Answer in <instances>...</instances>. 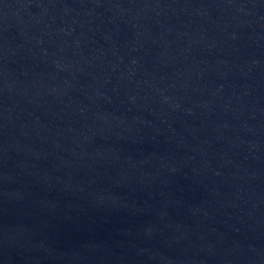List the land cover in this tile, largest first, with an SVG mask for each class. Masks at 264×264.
I'll return each instance as SVG.
<instances>
[{
	"label": "water",
	"instance_id": "1",
	"mask_svg": "<svg viewBox=\"0 0 264 264\" xmlns=\"http://www.w3.org/2000/svg\"><path fill=\"white\" fill-rule=\"evenodd\" d=\"M0 264H264V0H0Z\"/></svg>",
	"mask_w": 264,
	"mask_h": 264
}]
</instances>
